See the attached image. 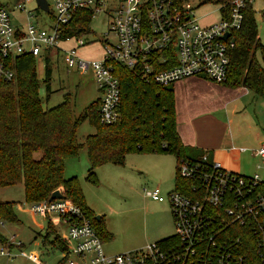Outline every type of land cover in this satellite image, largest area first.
I'll return each instance as SVG.
<instances>
[{
  "label": "built area",
  "instance_id": "2783aa9c",
  "mask_svg": "<svg viewBox=\"0 0 264 264\" xmlns=\"http://www.w3.org/2000/svg\"><path fill=\"white\" fill-rule=\"evenodd\" d=\"M34 0H18L27 3ZM252 2L253 0H247ZM46 27L30 21L36 13L27 10L23 27L10 23L0 6V79L12 80L9 58L28 53L40 56L61 50L67 67L89 69L98 91L97 118L109 124L119 117L120 87L113 64L137 71L141 78L164 85L187 77H201L222 83L226 78L228 54L233 46L230 29L239 26L244 0H231L227 19L201 25L192 14L188 0H45ZM35 3V2H34ZM20 4V6H21ZM33 8V10L35 9ZM87 8L91 18L101 12L106 20L103 54L84 61L75 47L88 42L83 36L62 38V29L74 12ZM228 35L223 38V34ZM74 40L75 45L61 44ZM264 164V144L253 151ZM202 154L201 162H206ZM177 176L189 179L184 192L171 189L165 195L175 247L161 248L155 242L126 253L106 255L102 242L83 210L65 198L42 199L29 203L31 213L53 214L65 230V250L55 264H157L173 260L179 264H254L251 253L264 264V181L257 174L225 171L217 162L209 165L181 161ZM149 195L164 198L154 188ZM2 222H0L1 224ZM2 225V224H1ZM16 235L9 238L19 246ZM9 247H0V256H12Z\"/></svg>",
  "mask_w": 264,
  "mask_h": 264
},
{
  "label": "trees",
  "instance_id": "16d2710c",
  "mask_svg": "<svg viewBox=\"0 0 264 264\" xmlns=\"http://www.w3.org/2000/svg\"><path fill=\"white\" fill-rule=\"evenodd\" d=\"M203 1L217 3L219 18H228L231 0ZM251 4L244 0L240 9V24L229 30L233 46L228 54L226 78L220 84L227 88L243 87L255 95H262L264 44L257 37ZM0 6H3L1 2ZM34 11H38V8L35 7ZM91 15L92 11L87 8L74 12L62 29V38L90 33ZM34 63L35 56L28 53L11 57L8 67L13 69L14 77L9 81L0 79V187L21 183L25 203L46 199L52 191L58 190L66 200L83 210L95 233L104 242L111 239V234L104 228L101 218L95 219L94 213L85 204L76 177H63L66 158L76 156L78 150L84 148L88 162L85 179L96 183V167L104 163L122 165L128 153L170 154L175 162L173 189L182 192L191 181L177 176L178 163L190 161L210 164L205 152L187 147L180 141L171 83L160 85L141 78L133 69L113 64V72L120 87L119 117L112 123L103 124L97 118L98 97L77 117L72 115L68 93L63 94L62 100L56 105L43 106L37 95L39 81ZM44 69L41 80L47 99L50 91L49 70L46 66ZM84 119L93 127V132L85 135L82 141H77L75 131ZM204 153L207 157L205 163L200 160ZM12 206L13 202L0 200V222L18 221ZM50 230L53 233V228L47 222L41 236L42 243L47 241ZM54 238L58 239L57 236ZM53 239L50 240L52 243ZM3 242L5 238L0 234V243ZM155 243L161 248L172 249L178 239L171 234ZM56 248L61 252L65 250L64 244L58 243ZM251 258L254 264H262L254 253H251ZM162 264L179 263L170 260Z\"/></svg>",
  "mask_w": 264,
  "mask_h": 264
},
{
  "label": "rangeland",
  "instance_id": "374dc122",
  "mask_svg": "<svg viewBox=\"0 0 264 264\" xmlns=\"http://www.w3.org/2000/svg\"><path fill=\"white\" fill-rule=\"evenodd\" d=\"M15 1L18 3V0H0L6 8L11 25L23 27L27 20V10L33 13L35 3L30 1L18 5L16 3L13 6ZM188 2L199 24L210 25L218 22L217 3L203 0H188ZM251 3L257 37L264 44V1L253 0ZM29 20L37 22L42 27L49 24L47 15L43 11H38L36 16ZM89 27L91 32L83 36L88 42L75 47L76 55L87 62L100 59L103 54L101 40L106 37L107 27L101 12L91 18ZM74 45V40L61 44L62 48ZM44 55L36 56L34 63L39 81L37 95L41 104L46 107L56 105L62 100L63 94L68 93L73 117L82 115L85 107L99 95L90 70L67 67L63 53L59 49L46 54L47 64ZM257 60L263 65L259 57ZM45 66L49 70L50 91L47 99L41 80L45 74ZM234 104L238 107L233 108L231 113L232 132L245 133L244 136L256 133L264 141V91L262 95L251 92L246 96L240 95L235 99ZM92 132L93 127L84 119L78 124L75 137L77 141H82L85 135ZM235 145L233 150H228L217 157L222 169L239 173L232 168L233 165H239L241 172L250 173L255 163L261 164L260 159L249 151L258 145L256 142L242 138ZM239 146L247 147L246 149L249 150L239 152L237 150ZM174 167L175 162L170 154L128 153L122 165L104 163L96 167L94 170L96 183H90L85 179L88 162L85 149L81 148L76 156L64 160L63 177H76L85 204L94 215L101 218L104 228L111 234V239L102 242L103 252L111 256L138 250L146 244L174 233L170 210L165 199L166 193L174 186ZM255 172L264 181V164L260 169H255ZM156 187L164 198L161 201L149 195ZM0 200L13 202L12 210L18 220L16 223L0 224V234L5 238V242L0 243V247L7 246L13 253L9 257L0 256V264H55L62 256L56 245L64 244L66 238L65 230L57 218L53 214L44 216L31 213L28 210L29 203L23 201L21 183L0 187ZM47 222L54 231L51 233L50 230L47 241L42 243L41 236ZM12 234L16 235L15 241L20 242V247L9 245ZM52 239L54 243L50 241Z\"/></svg>",
  "mask_w": 264,
  "mask_h": 264
},
{
  "label": "crops",
  "instance_id": "0c3cea01",
  "mask_svg": "<svg viewBox=\"0 0 264 264\" xmlns=\"http://www.w3.org/2000/svg\"><path fill=\"white\" fill-rule=\"evenodd\" d=\"M16 3L15 1L13 6ZM3 7L5 8L4 5ZM171 85L176 130L183 145L205 152L210 161L219 164L217 157L228 150H233L236 142L242 138L256 142L257 146L264 144L256 133L244 136L245 133L232 132L231 113L233 108L238 107L234 102L240 95H248L249 91L245 88H227L220 83L193 76L172 82ZM246 148L239 146L237 150L239 152L249 150ZM254 149L249 151L252 153ZM257 164H254V169L250 173L241 172L239 165H233L232 168L238 170L240 174L252 175L257 173L255 169H260V166L256 168Z\"/></svg>",
  "mask_w": 264,
  "mask_h": 264
},
{
  "label": "water",
  "instance_id": "95a60500",
  "mask_svg": "<svg viewBox=\"0 0 264 264\" xmlns=\"http://www.w3.org/2000/svg\"><path fill=\"white\" fill-rule=\"evenodd\" d=\"M34 2L36 4V6L38 8H40L41 10H46L47 9L45 0H34ZM227 35H228V33L225 32L223 34V38H225ZM54 198H64V196L58 190H54V191H52L50 193L48 199L51 200V199H54ZM94 217H95V219L99 218V216H96V215Z\"/></svg>",
  "mask_w": 264,
  "mask_h": 264
}]
</instances>
